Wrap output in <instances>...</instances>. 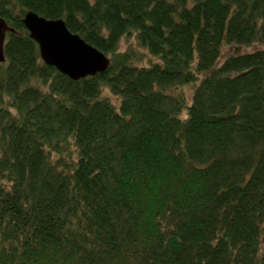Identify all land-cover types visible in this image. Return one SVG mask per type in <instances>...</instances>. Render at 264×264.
Here are the masks:
<instances>
[{
	"label": "trees",
	"instance_id": "16d2710c",
	"mask_svg": "<svg viewBox=\"0 0 264 264\" xmlns=\"http://www.w3.org/2000/svg\"><path fill=\"white\" fill-rule=\"evenodd\" d=\"M28 11L108 70L44 65ZM0 17V264H264V0H0ZM131 33L158 63L116 55Z\"/></svg>",
	"mask_w": 264,
	"mask_h": 264
},
{
	"label": "water",
	"instance_id": "95a60500",
	"mask_svg": "<svg viewBox=\"0 0 264 264\" xmlns=\"http://www.w3.org/2000/svg\"><path fill=\"white\" fill-rule=\"evenodd\" d=\"M21 24L30 40L37 45L38 56L44 65L52 67L71 81L95 77L109 68V59L78 35L71 33L62 19L48 20L28 11ZM14 33L0 17V63L4 62L3 45L6 34Z\"/></svg>",
	"mask_w": 264,
	"mask_h": 264
},
{
	"label": "rangeland",
	"instance_id": "374dc122",
	"mask_svg": "<svg viewBox=\"0 0 264 264\" xmlns=\"http://www.w3.org/2000/svg\"><path fill=\"white\" fill-rule=\"evenodd\" d=\"M257 44V43H255ZM260 48V45H250L246 47L240 48H232L231 46H225L222 48V55L218 59L217 64H220L224 58L228 55L238 53L244 54L255 51ZM234 50V51H233ZM126 54L128 58V62L132 63L134 66L137 67H148L152 64L158 63L157 59L152 57L148 54V52L142 48L136 39V33H131L128 36H124L118 43L116 55H123ZM110 59V55L107 56ZM192 86L186 85L183 87L178 88L177 91L181 92L185 98L186 104L190 103L191 93H192ZM107 91H104V94L107 95ZM262 247L264 245V223L262 225Z\"/></svg>",
	"mask_w": 264,
	"mask_h": 264
}]
</instances>
